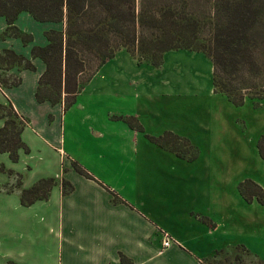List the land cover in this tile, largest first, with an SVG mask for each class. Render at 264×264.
I'll list each match as a JSON object with an SVG mask.
<instances>
[{"label": "crops", "instance_id": "obj_1", "mask_svg": "<svg viewBox=\"0 0 264 264\" xmlns=\"http://www.w3.org/2000/svg\"><path fill=\"white\" fill-rule=\"evenodd\" d=\"M15 24L32 34L34 42L25 46L16 38L0 40V52L14 50L32 59L36 70L0 69V74L22 78L17 87L0 88V104H11L27 121L21 139L30 152L21 150L18 162L0 153V165L22 175L23 189L43 178H55L58 184L47 200L24 206L21 190L7 193L4 189L16 179L0 172V264H123L122 255L133 264H208L222 252L234 258L239 246L252 251L240 239L252 222L242 226L240 217L233 216L244 202L238 189L243 178L234 182L225 168L232 158L229 154L236 156L246 140L224 114L225 102L232 103L214 91L210 59L190 51L210 62L206 85L196 79V73H183L172 80L174 85L121 76L97 100L85 97L88 85L75 105L64 110L62 104L36 98L46 65L32 58L31 49L47 44L43 32L52 24L38 23L28 13H22ZM6 29V20L0 17V34ZM113 96L106 107L99 105L102 97ZM219 102L222 106L216 105ZM118 105L125 106V117L139 120L144 133L110 119ZM88 107L100 113L86 118L91 122L95 118L101 128L91 138L102 147L94 160L77 155L75 137L69 145L66 138L74 118L71 112ZM4 126L0 118V129ZM166 131L188 138L200 149L199 158L187 161L146 139ZM74 163L92 178L79 173ZM63 179L74 186L68 195L62 194ZM229 182L235 184L232 194L227 190ZM163 232L174 240L167 248L162 244Z\"/></svg>", "mask_w": 264, "mask_h": 264}, {"label": "trees", "instance_id": "obj_2", "mask_svg": "<svg viewBox=\"0 0 264 264\" xmlns=\"http://www.w3.org/2000/svg\"><path fill=\"white\" fill-rule=\"evenodd\" d=\"M210 3L213 11L209 12ZM221 6V0H0V17L7 23L0 40L16 38L25 46L34 42L32 34L15 24L22 13H28L38 23L52 24L53 27L43 32L47 44L34 45L31 49L32 58H40L46 65L36 98L52 105L64 104V110L76 102L84 86L122 49L133 57L137 56L139 65L146 60L157 68L163 65L164 55L169 51L203 53L213 63L214 91L226 95L235 106H242L246 98L253 99L254 106L258 108L264 100V87L248 95L244 90L251 91L256 87L244 83L235 87L233 92L226 77L239 73L248 65H252L254 74H259L255 53L261 43L264 44V0L228 3L222 13ZM207 18L214 26L210 44L201 39ZM14 68L36 70L32 59L11 49L2 50L0 69L10 71ZM90 69L88 77L82 80ZM21 83L22 78L18 75L2 77L0 74V88L3 90ZM0 118L5 120V126L0 129V153H8L12 162H18L21 150L30 152L21 139L27 121L16 113L11 104H0ZM128 123L144 133L136 119L128 118ZM146 137L187 161H195L200 156V149L188 138L171 131L158 137ZM258 150L264 160V140L258 144ZM74 167L82 175L92 178L77 163ZM0 172L16 179L15 184L4 189L7 193L21 190L24 206L47 200L58 184L55 178H43L32 187L23 189L21 174L4 165H0ZM61 188L63 195L74 190V186L65 179ZM238 189L248 203L257 200L264 206V186L246 179ZM116 198L114 202H117ZM121 262L133 264L124 255Z\"/></svg>", "mask_w": 264, "mask_h": 264}, {"label": "rangeland", "instance_id": "obj_3", "mask_svg": "<svg viewBox=\"0 0 264 264\" xmlns=\"http://www.w3.org/2000/svg\"><path fill=\"white\" fill-rule=\"evenodd\" d=\"M221 1L222 6L220 7V12L222 13V11L225 9V5L232 2L238 3L240 0ZM211 6L212 4L210 3L208 5L209 12L210 10L213 11ZM204 22L205 25L201 31V39L204 40L206 44H210V38L212 39V28L214 26L209 18H207ZM255 54L256 61H258L257 64L259 67V74H254L251 69L252 65H248L243 67L239 73L226 77L228 82L227 84H230L233 92H235V87H241V85L244 83L251 84L252 87H256L255 89H252L253 91L244 90V94L248 95H250L251 92L256 93L261 91V88L264 87L263 43H261ZM165 60L166 62L163 66L164 68L161 66V70H153L150 68V66H145L151 65L150 62L146 60H144L141 65L145 67L140 68L136 65L138 64L137 56L133 57L125 49H122L117 52L114 59L108 61L107 64L98 71L93 79L84 86V89H86V87L89 85L88 91L85 93V97H88L91 100L100 99L99 93H103L105 88H109L110 84L115 83L118 77L127 75L128 77L125 78L126 80L128 78L138 79V77H143L145 83L160 82V84L171 83L174 85L172 80L176 78H182L183 73H187L188 75L196 73L197 75H195V77L198 81L205 85L209 83L210 62L202 54H197V56H195L190 52V50H174L167 53ZM92 69L86 71L87 73L82 77V80L88 77ZM6 75L7 74L5 73L1 74L2 77H6ZM84 89L82 91H84ZM108 98L113 99L116 97H102L103 101H99V105L106 107ZM224 100L226 101L225 98ZM75 103L71 107H73ZM132 105L133 104L131 103L128 105V107L131 108ZM216 105L222 106L221 102L216 103ZM225 108L224 114L228 120L232 121V123L229 125L234 127L236 130H239L240 133H242L241 137L246 140L245 144H241L238 147V154L236 153V156L229 154V156L232 158L228 160L229 164L225 165L226 173L233 174L231 178L234 182L243 178L241 181H239L241 183L252 176L253 181L261 186H264V161L258 155L257 149L258 144L264 140V100L262 101L261 106L258 108L254 106V100L250 98H246V101L242 106H235L233 103L231 105L226 101ZM105 109L107 110V108ZM122 111L125 112L124 105L116 106L110 113V119L113 122H122L125 125L131 127L128 123V117L124 116L127 114L122 113ZM99 114L100 113L97 109L93 110L91 107H88L87 110L84 109V111L77 108L71 112L70 116L73 115L74 118L73 121L69 123L71 126L66 130V138L67 145H69L72 138L75 137L77 142L74 145V149L77 151V155L92 156L94 160L95 158L93 155H97L102 150L101 146H98L93 141H91V138L94 137V131L101 129L98 122L95 121V118L99 117ZM89 115H94L95 118L93 122L86 120ZM146 139L150 141L147 137ZM230 144L232 147V142H230ZM111 175L115 181H120V179L114 177L113 173ZM234 182L228 183L227 190H229V194H232L235 190L232 187V185H235ZM235 202L237 203V198H235ZM254 202H257V200H254L251 203H248L244 200V202L239 203V206H237L238 210L235 209L236 211L233 212L234 217H240V223H242V226L252 222V226L249 227V231L242 233L240 236L241 241L246 242L249 247H251L252 251L242 247L237 250L234 258H228L224 252L218 253L215 262L210 260L208 261V264H264V208H262L263 206L261 207Z\"/></svg>", "mask_w": 264, "mask_h": 264}, {"label": "built area", "instance_id": "obj_4", "mask_svg": "<svg viewBox=\"0 0 264 264\" xmlns=\"http://www.w3.org/2000/svg\"><path fill=\"white\" fill-rule=\"evenodd\" d=\"M174 242L173 238L167 233L163 232V241L162 244L164 247H169Z\"/></svg>", "mask_w": 264, "mask_h": 264}]
</instances>
